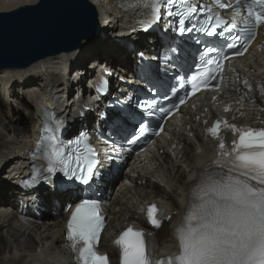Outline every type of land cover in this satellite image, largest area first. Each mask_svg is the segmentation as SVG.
I'll use <instances>...</instances> for the list:
<instances>
[{
	"label": "bare ground",
	"instance_id": "obj_1",
	"mask_svg": "<svg viewBox=\"0 0 264 264\" xmlns=\"http://www.w3.org/2000/svg\"><path fill=\"white\" fill-rule=\"evenodd\" d=\"M38 1L0 0V13L31 6ZM85 1L95 10L100 26L98 34L90 40L82 41L81 47L76 51L42 59L25 69L0 71V160L4 159L0 164V264H66L63 248L51 252L42 243L48 241L61 244L57 234L62 228V219L67 216L62 212L63 204L73 203L82 190L78 192L77 188L59 192L52 181L47 185L33 181L19 184V180L28 174V151L38 138L37 124L41 109L53 105L61 115L65 128H70L67 135L76 133L79 125L94 130L105 127L99 120V114L106 112L108 97L100 96L98 100L91 88L98 77V71L106 69L112 73L111 76H106L110 82V95L118 94V89L130 92L131 83L140 85L136 69L138 54L149 59L157 48L163 47L155 31L137 28L131 22V17L120 10V3H133L135 0ZM158 25L165 24L160 20ZM35 82L39 85H34ZM73 92V95H79L77 101L73 96L69 99ZM24 113L30 119L26 120ZM195 115L191 114L186 125L197 130L198 127L192 120ZM256 115V112L246 115L244 110H238L234 118L244 120L248 117L253 120ZM261 118L263 115H260ZM196 133L201 135V131ZM183 138L182 134L177 136L176 147L180 146ZM195 139L199 140L198 135ZM183 149V154L176 161L178 164L172 163L165 156L164 161L171 169L156 166L155 174H151L144 168L142 177L135 181H145V185L133 186L113 194L107 207L113 221L115 219L121 223L129 215L132 220L143 224L139 217L133 218L137 206L142 201L154 199L153 197L165 202L172 217L165 228L155 233L156 247L160 253H179L174 229L184 219L186 186L193 180V173L210 158L209 147L199 145L192 154L191 146H188L189 151ZM10 157L12 158L5 160ZM154 160L157 162L159 158ZM122 176V173L118 175L117 180ZM153 177L163 187L150 184ZM149 188L155 191L149 192ZM80 199L81 197L76 203ZM37 214L42 224H39V219L36 222L29 221L28 218H35ZM36 234L40 238L39 242L34 240ZM101 249L113 253L107 242L101 245Z\"/></svg>",
	"mask_w": 264,
	"mask_h": 264
},
{
	"label": "snow or ice",
	"instance_id": "obj_2",
	"mask_svg": "<svg viewBox=\"0 0 264 264\" xmlns=\"http://www.w3.org/2000/svg\"><path fill=\"white\" fill-rule=\"evenodd\" d=\"M140 2L148 10L143 14L144 19L138 21L142 26L151 27L157 23L164 8L165 19L179 17L176 31L182 35L193 31V27H185V21L197 11L190 0H180L183 7L178 6L175 12L171 10L174 0ZM213 3L219 9L230 8L232 20L226 22L220 12L202 5L206 16L196 30L207 36L215 34L221 40L203 48L196 71L187 77L192 87V93L188 95L207 88L210 81L222 79L225 61L230 59L224 47L236 49L235 55H242L256 29L264 25V0H234V3L229 0L227 4L223 0H213ZM241 6L246 10L244 15H241ZM211 53L216 56L212 57ZM243 83L251 90L246 80ZM100 84L102 86L103 82ZM97 91H102V87ZM260 91L264 97V86ZM172 94H176L175 86ZM185 99L186 96L179 97V103L183 104ZM138 106L147 107L150 112L153 102H140ZM178 107V104L173 105V108ZM59 127L57 123L55 130ZM146 130L141 123L138 132L142 134ZM46 131L53 129L46 128ZM227 131L232 133L231 147L224 140ZM206 132L218 142L217 159L210 162L195 185L190 186L192 198L184 219L174 229V238L179 244L178 255L159 260L153 258L145 233L128 227L114 241L119 249L120 264H264V128L237 127L217 120ZM137 138L129 139L127 143L132 144ZM88 141L89 135L83 131L75 140L61 146L55 136H50L47 141L42 136L37 151L43 150L42 158L47 163L43 171L50 176L59 170L70 179L89 184L97 175V154ZM112 143L114 148L117 147L115 141ZM65 149H68L67 154ZM36 180L37 176H34L33 181ZM99 204L96 199H82L67 221V239L76 264H108L107 256L99 255L95 250L104 219ZM159 211L156 205L147 210L149 222L157 228L160 227Z\"/></svg>",
	"mask_w": 264,
	"mask_h": 264
},
{
	"label": "water",
	"instance_id": "obj_3",
	"mask_svg": "<svg viewBox=\"0 0 264 264\" xmlns=\"http://www.w3.org/2000/svg\"><path fill=\"white\" fill-rule=\"evenodd\" d=\"M98 32L96 13L85 0H39L0 13V71L76 51Z\"/></svg>",
	"mask_w": 264,
	"mask_h": 264
},
{
	"label": "rangeland",
	"instance_id": "obj_4",
	"mask_svg": "<svg viewBox=\"0 0 264 264\" xmlns=\"http://www.w3.org/2000/svg\"><path fill=\"white\" fill-rule=\"evenodd\" d=\"M94 11H95V10H94ZM120 17H121V16H120ZM124 23H125V20H124ZM98 26H99V25H98ZM99 32H100V26H99ZM99 32H98V33H99ZM98 33H97V34H98ZM114 79L117 80V78H114ZM39 82H41V80H39ZM34 85L37 86V85H39V83L37 84V83L35 82ZM72 95H73V94H71V96H69V99L72 97ZM24 104H25V100H24ZM19 108L21 109L20 106H18V109H19ZM19 111H20V113H21V110H18V112H19ZM15 113H17V112L15 111ZM24 114H25V113H24ZM24 114H23V115H24ZM19 115H20V114H19ZM21 115H22V114H21ZM25 115H26V114H25ZM25 115H24V117H26V120L30 119V117H29L28 115H26V116H25ZM0 158H1V157H0ZM2 158H3V157H2ZM11 158H12V157H10V158H8V159H5V160H9V159H11ZM3 160H4V159H1V160H0V164L4 162ZM165 226H166V225H165ZM165 226L162 227V229L165 228Z\"/></svg>",
	"mask_w": 264,
	"mask_h": 264
}]
</instances>
